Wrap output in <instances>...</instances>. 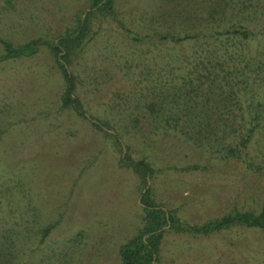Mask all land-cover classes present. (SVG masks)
I'll return each mask as SVG.
<instances>
[{
	"label": "rangeland",
	"instance_id": "1",
	"mask_svg": "<svg viewBox=\"0 0 264 264\" xmlns=\"http://www.w3.org/2000/svg\"><path fill=\"white\" fill-rule=\"evenodd\" d=\"M114 4L115 18H99L97 34L70 69L89 120L61 108L65 84L47 45L0 64V231L13 226L28 235L23 244L30 264H120L119 247L137 234L143 216L140 180L120 164L126 155L151 163L148 187L156 202L188 223L264 207V0ZM90 5L0 0V55L3 41L56 40ZM234 28L247 37L229 33ZM196 59L224 64L214 69L213 94L193 95L194 120H203L201 133L210 138L204 146L156 129L155 117L134 100L148 81L198 85L206 73L194 72ZM94 119L113 126L121 146L98 131ZM247 135L239 157L228 156L222 146L238 145ZM50 224L54 228L40 242V229ZM161 259L264 264V233H165Z\"/></svg>",
	"mask_w": 264,
	"mask_h": 264
},
{
	"label": "trees",
	"instance_id": "2",
	"mask_svg": "<svg viewBox=\"0 0 264 264\" xmlns=\"http://www.w3.org/2000/svg\"><path fill=\"white\" fill-rule=\"evenodd\" d=\"M114 14V0H91L89 10L84 12L83 16H79L75 27L67 29L64 35L54 41L48 42L37 38L16 46L3 41L4 54L0 55V64L22 57H31L38 53L41 46L47 45L50 52L55 56V62L65 84L61 96V108L73 111L83 120H89L91 117H88L77 95V76L70 69L75 66L76 60L80 57L91 37L97 34L94 29L95 23L100 17L115 18ZM229 33L247 37L245 31L240 32L235 28ZM166 38L176 43L184 39L174 38L173 36L162 37L163 40ZM217 67L223 70L224 64L219 61L212 63L211 60L196 59L194 70L197 69V71L194 72L198 76L200 73H206L203 78L209 84H205L202 77H198L197 80L200 81L198 85L189 83L179 87L166 85L162 82L148 81L146 87H143L137 98L134 99L135 104L146 114L155 117L154 125L156 129L160 127L167 131H176L198 146L207 145L210 143V138L202 135L201 132L203 131L200 130L204 125L203 120L197 119L198 122L194 120L193 110L195 109L196 96L193 95L198 92H201L203 96L213 94V90H210V88L213 87L211 83L215 82L212 76L215 74L214 69ZM222 79H224V84L229 86L226 78L222 77ZM149 83L152 84L148 86ZM204 85L208 87L206 91ZM219 90L222 91L223 87H219ZM190 102L194 105L191 106ZM199 114L196 115V118L199 117ZM94 120L96 121H93L92 125L98 131L106 136L114 137L116 144L121 146L122 136L118 132H111L113 126L104 121ZM249 140L250 137L247 135L246 138L242 137L239 140L238 145H224L222 148L228 156L239 157L240 149L243 150ZM120 164L139 178L143 190L140 195L143 212L141 228L136 235L119 247L120 264H165L161 259L165 233L210 236L234 228L254 229L264 233V207L259 213L235 210L220 218L207 220L202 224H191L183 221L176 216L174 211L166 210L156 202L152 189L148 187L149 180L153 178L155 173L150 162L144 159H133L126 155L125 158L121 159ZM187 169L195 170L197 167L190 166ZM54 226V224H50L40 229V242H43L49 236ZM27 236L13 226L6 231H0V264H30L27 247L23 244L24 239H28Z\"/></svg>",
	"mask_w": 264,
	"mask_h": 264
}]
</instances>
